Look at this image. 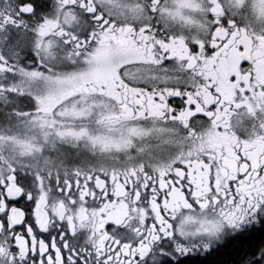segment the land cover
Wrapping results in <instances>:
<instances>
[{"label":"snow or ice","instance_id":"snow-or-ice-1","mask_svg":"<svg viewBox=\"0 0 264 264\" xmlns=\"http://www.w3.org/2000/svg\"><path fill=\"white\" fill-rule=\"evenodd\" d=\"M0 264H264V0H0Z\"/></svg>","mask_w":264,"mask_h":264}]
</instances>
